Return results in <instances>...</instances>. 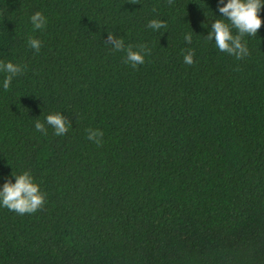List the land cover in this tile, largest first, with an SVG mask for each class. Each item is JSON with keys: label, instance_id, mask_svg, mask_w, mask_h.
Masks as SVG:
<instances>
[{"label": "trees", "instance_id": "1", "mask_svg": "<svg viewBox=\"0 0 264 264\" xmlns=\"http://www.w3.org/2000/svg\"><path fill=\"white\" fill-rule=\"evenodd\" d=\"M219 15L217 0H0V62L21 67L7 89L0 71V185L28 172L45 194L34 213L0 206V264H264V22L237 59L206 37Z\"/></svg>", "mask_w": 264, "mask_h": 264}, {"label": "clouds", "instance_id": "2", "mask_svg": "<svg viewBox=\"0 0 264 264\" xmlns=\"http://www.w3.org/2000/svg\"><path fill=\"white\" fill-rule=\"evenodd\" d=\"M264 8V0H217L219 17L224 19H212L211 27L206 35L209 41H214L216 48L221 52L235 56L237 59L248 54L247 43L243 40L244 36H255L262 25L260 10ZM30 22L34 29H42L46 26L45 16L37 11L30 16ZM228 21L230 23H226ZM165 23L158 19H152L148 27L154 31L165 28ZM235 30V34L233 33ZM186 42L191 43L192 35L187 33L184 36ZM107 42L117 50H124L122 40L109 35ZM28 46L35 51H39L41 43L38 39L30 38ZM147 50L141 46L140 50H133L131 46L126 49V63L133 68L144 63ZM185 64L194 63L193 53L188 52L183 57ZM0 71L7 73L2 87L9 88L12 79L21 72V67L12 62H0ZM45 123L54 129V134L65 135L68 131V124L61 113H51L45 117ZM37 131L47 134L45 124L37 121L35 123ZM103 133L99 130H90L88 139L100 143ZM13 179L6 180L0 185V206L6 207L19 214L36 212L45 201V194L33 177L24 172L19 175L12 174Z\"/></svg>", "mask_w": 264, "mask_h": 264}]
</instances>
